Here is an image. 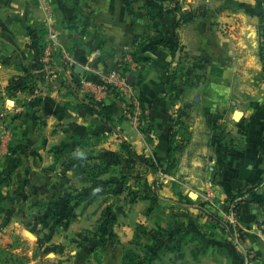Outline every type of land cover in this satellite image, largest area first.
Here are the masks:
<instances>
[{
    "label": "crops",
    "instance_id": "crops-1",
    "mask_svg": "<svg viewBox=\"0 0 264 264\" xmlns=\"http://www.w3.org/2000/svg\"><path fill=\"white\" fill-rule=\"evenodd\" d=\"M4 1L11 26L0 33V114H6L10 132L0 144V188H24L28 200H63L69 186L90 183L84 169L116 161L122 140L162 169L170 124L182 106L187 126L183 131L177 124L172 155L178 171L165 179L160 197L181 200L183 208L168 210L172 223L154 225L165 240L147 249L146 264H264V78L258 52L264 0ZM53 31L64 60L58 54L47 73L42 57ZM179 53L197 66L181 84L184 99L171 106L168 72ZM125 55L140 65L126 73L134 76L132 88L145 109L143 126L112 95L102 97L111 107L108 123L94 113L81 83L89 78L85 63L107 69ZM27 73L33 74L31 91L5 89L10 77ZM59 168L62 176L54 171ZM258 182L233 210L229 198ZM63 205L62 212L73 215ZM140 208L130 213L137 220L127 218L124 236L89 243L73 263L132 264L124 252L131 224L147 221ZM164 212L156 209L155 219L161 221Z\"/></svg>",
    "mask_w": 264,
    "mask_h": 264
},
{
    "label": "rangeland",
    "instance_id": "rangeland-1",
    "mask_svg": "<svg viewBox=\"0 0 264 264\" xmlns=\"http://www.w3.org/2000/svg\"><path fill=\"white\" fill-rule=\"evenodd\" d=\"M7 2L0 0V33L5 31L4 26H11ZM182 56L181 76L176 80L181 91L179 99H184L181 84H187L190 80L188 74L197 66L196 61ZM195 79L193 77V81ZM178 110L184 119V131L187 111L182 106ZM117 156L114 163L99 162L84 169V176L90 179V183L69 186L63 200H28L24 188H0V264H62V261L63 264H74L73 258L78 249L93 241L112 242L118 236H124L122 230L127 218L131 221L136 218L130 213L137 211L139 205L141 210L145 209L147 221L131 224L124 256L132 264H146L147 249L155 241L165 240L164 232L154 228V225L172 223L168 210L183 208L181 200L160 197L165 179L178 171L177 164L168 160L162 169L151 171L145 165L134 162L121 147ZM168 164L170 167L167 168ZM54 171L56 174L60 172V176L64 174L62 168ZM85 187L86 196L82 193ZM59 188L62 190V184ZM63 203V208L70 209L73 215L62 212ZM156 209H166L164 213L167 216L157 221L154 216ZM13 222L19 225L18 231L15 226H8ZM69 224L73 226L69 228ZM21 228L27 233L22 234L19 231Z\"/></svg>",
    "mask_w": 264,
    "mask_h": 264
},
{
    "label": "built area",
    "instance_id": "built-area-1",
    "mask_svg": "<svg viewBox=\"0 0 264 264\" xmlns=\"http://www.w3.org/2000/svg\"><path fill=\"white\" fill-rule=\"evenodd\" d=\"M60 55L61 60H64L63 51L58 39V32H49L44 44V54L42 57L43 68L48 73L50 65L56 64L57 55ZM140 65L134 62L129 55H125L118 62L107 69L95 67L92 63H85L83 70L89 75V78L81 81L84 89L88 94V98L102 101L105 95L120 97L124 103V114L135 125H146L144 117V106L141 98L132 86L127 83L126 70L134 72ZM37 89L32 90L33 94H37ZM0 144H3L7 138L9 131V122L6 114H0ZM206 199H211V193L206 192ZM259 228L264 235V218L259 224Z\"/></svg>",
    "mask_w": 264,
    "mask_h": 264
},
{
    "label": "trees",
    "instance_id": "trees-1",
    "mask_svg": "<svg viewBox=\"0 0 264 264\" xmlns=\"http://www.w3.org/2000/svg\"><path fill=\"white\" fill-rule=\"evenodd\" d=\"M138 46L141 44V42L138 40L137 41ZM161 42V40H160ZM159 44L158 41L150 43L148 45V47L151 50H155L157 48V45ZM259 56L262 62V71H261V76L262 78H264V25L261 27V29L259 30ZM137 46V47H138ZM136 47V50H138V48ZM135 54V52H134ZM133 54V58L136 61H141V59H137V57ZM173 56H175V51L173 52ZM140 62V64H141ZM182 63H183V56L181 53H179V57L176 60L175 65H173L168 72V77L170 79L171 85L168 88V91L166 92L167 96H168V100L171 106H175L176 102L179 99V95H180V89L177 85V77L178 75H180L181 73V68H182ZM142 66V64H141ZM33 77L32 73H27L25 75H20V76H16V77H10L8 84L6 85L5 89L9 90L11 88H18L21 90H29L31 91V78ZM89 104L91 105L94 113H96L97 115L103 117L108 123L110 122V117H111V107L104 104L103 101H98V100H94L92 98L89 99ZM176 121L174 123L170 124V128L168 131V146H169V152H168V156L169 159L168 160H173L172 159V155H173V151L175 150V138H176V134H177V124H180L182 121V114L179 110H176ZM181 123V126H182ZM120 147L122 148V150H124V152H126V154L128 155V157H131L132 160L134 162H139L143 165H145L147 168H149L151 171H158L159 167L158 165L151 159H148L146 156L142 155V154H138L136 153L130 146L129 143H127V141L122 140L120 142ZM101 164H104L105 162L102 161L100 162ZM99 163V164H100ZM170 164V163H169ZM168 164L167 168L170 167V165ZM96 165V164H95ZM261 184V182L255 183L251 186H248L244 191H242L239 195V197L233 196L229 198L230 204L232 205V209L233 210H237L238 207L240 206V204L245 201V198L247 195L251 194L256 188L259 187V185ZM211 218L215 219V220H219L217 217L210 215ZM254 259V258H253Z\"/></svg>",
    "mask_w": 264,
    "mask_h": 264
},
{
    "label": "water",
    "instance_id": "water-1",
    "mask_svg": "<svg viewBox=\"0 0 264 264\" xmlns=\"http://www.w3.org/2000/svg\"><path fill=\"white\" fill-rule=\"evenodd\" d=\"M127 83L132 86L134 84V76L131 73H126Z\"/></svg>",
    "mask_w": 264,
    "mask_h": 264
}]
</instances>
